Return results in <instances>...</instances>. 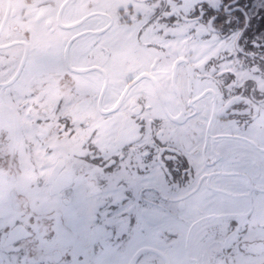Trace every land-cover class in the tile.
<instances>
[{"label": "flooded vegetation", "instance_id": "1", "mask_svg": "<svg viewBox=\"0 0 264 264\" xmlns=\"http://www.w3.org/2000/svg\"><path fill=\"white\" fill-rule=\"evenodd\" d=\"M125 49L144 61L122 70ZM261 110L264 0H0V162L16 199L36 155L39 193L91 200L100 233L78 264H264ZM34 213L7 224L0 263L50 229ZM49 241L48 264H70Z\"/></svg>", "mask_w": 264, "mask_h": 264}, {"label": "rangeland", "instance_id": "2", "mask_svg": "<svg viewBox=\"0 0 264 264\" xmlns=\"http://www.w3.org/2000/svg\"><path fill=\"white\" fill-rule=\"evenodd\" d=\"M158 55L159 54H157V56ZM144 56H146V54L143 51L133 52L125 49L113 54V61L115 64L119 62L121 65L120 68L125 71L128 69L127 66L133 61H144ZM48 57L49 54H47L46 57L42 59L45 60ZM143 83L144 82H142L136 90H144L145 88L148 89ZM6 119L8 121L11 119L8 112H3L0 114V141L2 142L4 141L5 136L3 128L7 127V124L3 126L2 123H4ZM22 128L23 131H25L23 124ZM247 130L254 138L264 142V110L259 112L257 117L254 119L253 124L249 126ZM25 142L26 137L23 136L22 146ZM10 152L12 154L13 150L11 149ZM10 157L14 158L13 156ZM37 161V157L34 155L33 165H31L29 175L26 177V189H23L22 192L24 197L21 199H16L14 193H10L11 191L17 189V178L15 175H13V170L16 171V168L12 167L13 169H11V163L9 162V164H7L8 168L5 169L6 160L4 162H0V167H2V169H0V192H3L0 193V245L9 231L6 228L7 224H10L12 217L18 215L22 217L23 221L29 223V216L35 215L36 213L34 212L46 213L47 211L51 220L50 229L48 230L42 228L38 231V229L35 228L36 226H29V230H31L33 233V236L31 237L32 239L28 240L27 242H19L18 244L14 245V247L9 250V252H5V258L0 264H19V256L22 253L26 256H29L30 254H37L39 255V257H36L37 259L42 258L41 260H45L46 256L44 254L43 256L42 252L38 251V247L36 246L37 240L41 239L42 237L50 239V241L47 242V248L57 247L64 250V252H67V254L71 255L72 257L70 264H78L80 261L87 259V252L99 236L100 229L93 223L94 219L96 217L98 218V214L96 213L95 209L90 206L91 200H87L80 194L74 196L72 189L66 195V198L70 199L69 204L58 198H52L48 200L44 194L39 193L37 183H39L38 181L40 180V173L38 172L39 164ZM1 183L6 185L1 187ZM95 187L100 188L99 185ZM51 205L54 206V208H52L54 212L50 211L49 209L51 208ZM259 236V234L256 235V233L253 231L248 232V237ZM138 238L140 241H143L145 238H147V236L140 232L135 240H138ZM261 248L258 247L259 250H262ZM258 253V256L254 254L255 257H253V259L259 260L260 257L261 259H264V252L262 251L261 255L260 252ZM80 257L82 260L79 259ZM29 259L30 264H36V262H32V258L29 257ZM48 263L49 261L47 260L45 264Z\"/></svg>", "mask_w": 264, "mask_h": 264}, {"label": "water", "instance_id": "3", "mask_svg": "<svg viewBox=\"0 0 264 264\" xmlns=\"http://www.w3.org/2000/svg\"><path fill=\"white\" fill-rule=\"evenodd\" d=\"M12 238V234H9L7 241H9Z\"/></svg>", "mask_w": 264, "mask_h": 264}]
</instances>
